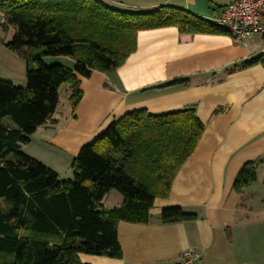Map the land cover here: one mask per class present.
<instances>
[{
	"label": "trees",
	"instance_id": "obj_1",
	"mask_svg": "<svg viewBox=\"0 0 264 264\" xmlns=\"http://www.w3.org/2000/svg\"><path fill=\"white\" fill-rule=\"evenodd\" d=\"M5 42L25 60V86L0 78V264H88L79 254L121 257L117 224H146L156 197L169 195L172 180L192 154L203 123L193 106L163 113L134 109L113 119L71 161L62 178L21 145L53 114L59 87L68 84L71 109L80 81L93 70L123 64L135 50L138 30L176 26L179 32H217L186 9L160 4L149 11L112 7L101 0H0ZM43 56H65L46 65ZM261 57H252L246 66ZM177 77L165 84H185ZM164 85V84H163ZM259 160L243 163L232 189L256 178ZM115 190L121 201L102 203ZM179 206L163 207L164 224L192 220Z\"/></svg>",
	"mask_w": 264,
	"mask_h": 264
},
{
	"label": "crops",
	"instance_id": "obj_2",
	"mask_svg": "<svg viewBox=\"0 0 264 264\" xmlns=\"http://www.w3.org/2000/svg\"><path fill=\"white\" fill-rule=\"evenodd\" d=\"M101 1L134 11L169 4L210 22L232 0ZM252 57L261 60L241 65ZM52 60L63 62L60 57ZM66 60L73 64L71 58ZM183 76L188 77L185 84H165ZM79 87L82 94L74 111L67 84L63 104L58 101L51 117L21 145L23 152L62 178L72 176L70 165L79 148L125 112L163 113L193 106L204 126L192 154L175 174L169 195L154 199L148 223L118 222L121 257L80 253L81 261L178 264L179 252L192 248L199 251V264H264V46L260 34L236 42L223 31L187 33L176 26L138 30L135 50L122 65L93 70L81 78ZM250 160H259L256 178L236 192L234 177ZM111 200L110 205H116L121 196L110 190L102 203L106 207ZM166 206H179L195 218L164 224L159 213Z\"/></svg>",
	"mask_w": 264,
	"mask_h": 264
},
{
	"label": "built area",
	"instance_id": "obj_3",
	"mask_svg": "<svg viewBox=\"0 0 264 264\" xmlns=\"http://www.w3.org/2000/svg\"><path fill=\"white\" fill-rule=\"evenodd\" d=\"M210 22L238 42L258 33L264 46V0H232ZM178 264H199V251L186 248L178 254Z\"/></svg>",
	"mask_w": 264,
	"mask_h": 264
},
{
	"label": "rangeland",
	"instance_id": "obj_4",
	"mask_svg": "<svg viewBox=\"0 0 264 264\" xmlns=\"http://www.w3.org/2000/svg\"><path fill=\"white\" fill-rule=\"evenodd\" d=\"M3 21V14L0 12V78L11 81L18 86H25V60L5 45V42H7L13 34V28L11 26H4ZM56 57L63 59V64L70 65L65 56H43L42 61L44 64L49 65L52 64L50 63L52 62V59ZM65 87L67 88V84H62L59 88L60 105H62L65 100ZM112 191H114V193H118L115 190ZM110 204H113L112 200L107 202L106 207L113 206Z\"/></svg>",
	"mask_w": 264,
	"mask_h": 264
}]
</instances>
